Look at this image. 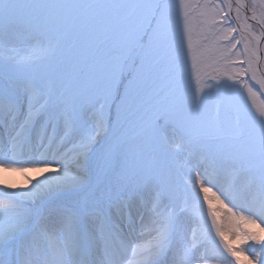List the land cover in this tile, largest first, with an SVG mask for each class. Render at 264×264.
<instances>
[{
	"label": "snow or ice",
	"instance_id": "obj_1",
	"mask_svg": "<svg viewBox=\"0 0 264 264\" xmlns=\"http://www.w3.org/2000/svg\"><path fill=\"white\" fill-rule=\"evenodd\" d=\"M257 94L264 0H0V264H264Z\"/></svg>",
	"mask_w": 264,
	"mask_h": 264
},
{
	"label": "bare ground",
	"instance_id": "obj_2",
	"mask_svg": "<svg viewBox=\"0 0 264 264\" xmlns=\"http://www.w3.org/2000/svg\"><path fill=\"white\" fill-rule=\"evenodd\" d=\"M44 176L43 173H40L35 170H29L27 172H0V181L5 183H11L17 187H31L38 179H42Z\"/></svg>",
	"mask_w": 264,
	"mask_h": 264
},
{
	"label": "rangeland",
	"instance_id": "obj_3",
	"mask_svg": "<svg viewBox=\"0 0 264 264\" xmlns=\"http://www.w3.org/2000/svg\"><path fill=\"white\" fill-rule=\"evenodd\" d=\"M256 103L257 104H264V96H260L259 94H257ZM208 195L212 196V193L210 192ZM213 204L217 208L221 207V205L217 201H213ZM229 207H231V205H229ZM221 215H223V213H221ZM222 222L226 223V221H222ZM229 238H231V237L229 236Z\"/></svg>",
	"mask_w": 264,
	"mask_h": 264
}]
</instances>
